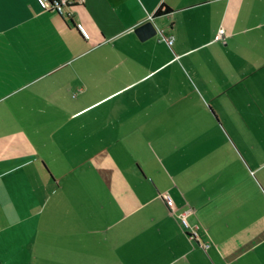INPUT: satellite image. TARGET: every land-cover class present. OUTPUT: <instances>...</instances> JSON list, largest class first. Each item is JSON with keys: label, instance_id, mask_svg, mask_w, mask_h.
<instances>
[{"label": "crops", "instance_id": "obj_1", "mask_svg": "<svg viewBox=\"0 0 264 264\" xmlns=\"http://www.w3.org/2000/svg\"><path fill=\"white\" fill-rule=\"evenodd\" d=\"M65 11L0 0V264H264V0Z\"/></svg>", "mask_w": 264, "mask_h": 264}, {"label": "built area", "instance_id": "obj_2", "mask_svg": "<svg viewBox=\"0 0 264 264\" xmlns=\"http://www.w3.org/2000/svg\"><path fill=\"white\" fill-rule=\"evenodd\" d=\"M40 2V4L42 5V7L46 8V9H50V10H55L58 13H60L61 15H70L69 13H66L65 8L67 7L68 4H70L72 2V0H38ZM167 16V21H165L162 24H159L155 21V15H150L149 16V20H152L155 24L157 33L159 34V36L161 37L162 40H165L166 42H168V44H172L174 42V36L173 35H168L165 34V29L170 27L171 22L174 18V15L172 12H169L167 14H165ZM226 38V34H225V29L224 28H220L218 30V33L216 35V39L217 40H223ZM163 198L166 201L168 207L172 210L175 211L177 209L176 203L173 200V198L171 197V195L168 192H165L163 194ZM188 211H183L180 213V217L182 218V221L184 223L185 226H189L187 220H186V215H187ZM193 234H196V232H194V230L192 231Z\"/></svg>", "mask_w": 264, "mask_h": 264}, {"label": "water", "instance_id": "obj_3", "mask_svg": "<svg viewBox=\"0 0 264 264\" xmlns=\"http://www.w3.org/2000/svg\"><path fill=\"white\" fill-rule=\"evenodd\" d=\"M136 31L139 34L141 39L150 38L156 35L157 33L155 24L152 20L142 23L140 26L136 28Z\"/></svg>", "mask_w": 264, "mask_h": 264}, {"label": "trees", "instance_id": "obj_4", "mask_svg": "<svg viewBox=\"0 0 264 264\" xmlns=\"http://www.w3.org/2000/svg\"><path fill=\"white\" fill-rule=\"evenodd\" d=\"M49 1H51V0H49ZM77 0H72V2L70 3V4H68V5H72V4H74V2H76ZM67 5V6H68ZM169 12H171L170 11V9L168 8V7H165V6H162V7H160L155 13H154V15L155 16H159V15H165V14H167V13H169ZM71 24L79 31V28L75 25V23L73 22V21H71Z\"/></svg>", "mask_w": 264, "mask_h": 264}]
</instances>
